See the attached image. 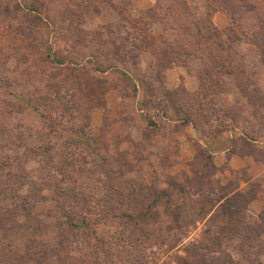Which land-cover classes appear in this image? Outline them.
<instances>
[{
  "label": "rangeland",
  "instance_id": "374dc122",
  "mask_svg": "<svg viewBox=\"0 0 264 264\" xmlns=\"http://www.w3.org/2000/svg\"><path fill=\"white\" fill-rule=\"evenodd\" d=\"M263 170L264 0H0V264H264Z\"/></svg>",
  "mask_w": 264,
  "mask_h": 264
},
{
  "label": "crops",
  "instance_id": "0c3cea01",
  "mask_svg": "<svg viewBox=\"0 0 264 264\" xmlns=\"http://www.w3.org/2000/svg\"><path fill=\"white\" fill-rule=\"evenodd\" d=\"M227 133L226 132H224L223 133V136H220V138H217L216 140H215V145L217 146H219V145H221L222 144V139H226L227 138ZM230 136H231V138L233 137V134L232 133H230ZM222 137V138H221ZM229 138V137H228ZM231 148H232V142H231V144L229 145V146H227V148L222 152V154H226L227 152H229L230 150H231ZM217 151H218V149H217ZM218 153V152H217ZM249 156H251V155H248V154H245V155H239V154H232V157L230 158V164L233 166V167H235V168H238L239 166H248L249 164H250V160H253L251 157H249ZM238 166V167H237ZM262 173H264V170H263V172Z\"/></svg>",
  "mask_w": 264,
  "mask_h": 264
},
{
  "label": "trees",
  "instance_id": "16d2710c",
  "mask_svg": "<svg viewBox=\"0 0 264 264\" xmlns=\"http://www.w3.org/2000/svg\"><path fill=\"white\" fill-rule=\"evenodd\" d=\"M248 142H250L249 143V145L252 143V141H249V140H247ZM243 155H245V154H248V155H250L249 153H242Z\"/></svg>",
  "mask_w": 264,
  "mask_h": 264
}]
</instances>
